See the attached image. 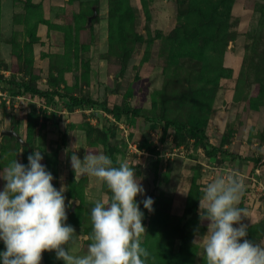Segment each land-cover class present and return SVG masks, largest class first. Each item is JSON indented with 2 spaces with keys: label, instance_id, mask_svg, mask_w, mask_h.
Wrapping results in <instances>:
<instances>
[{
  "label": "rangeland",
  "instance_id": "rangeland-1",
  "mask_svg": "<svg viewBox=\"0 0 264 264\" xmlns=\"http://www.w3.org/2000/svg\"><path fill=\"white\" fill-rule=\"evenodd\" d=\"M125 1L133 11L135 30L143 39L123 46L118 34L113 48L111 20L115 7L111 0H0V172L13 160L27 165L28 156L41 151V163L54 176V187L63 185L66 204L71 201L67 223L79 240L70 247L72 254L79 256L87 254L91 243V209L97 200H110L112 193L95 177L76 178L71 152L77 151L81 159L87 151L103 152L114 159V166H118L117 160L126 161L134 169L145 189L137 197L147 229L143 241L164 227L162 220H154L162 209L170 216L184 217L190 195L200 199L207 183L217 176L234 174L245 184L239 206L249 213L242 221L249 226L246 239L264 246V167L247 160H264V60L260 57L264 14L257 11L259 0H235L231 4L227 24L233 25L230 31L235 29L237 37L229 42L223 57L227 71L216 88L214 84L207 87L208 103L194 110L175 108L185 121L205 125L210 142L225 151L217 157L208 156L195 138L177 133L163 119L165 115L181 119L170 113L168 98L188 87H201L199 78L205 75L197 71L191 74L185 67L188 65H182L186 48L177 56L170 52L166 36L181 24L177 4L174 0ZM190 47L196 57L203 44ZM25 48L27 55L21 59L15 50L23 52ZM6 79H33L44 89L91 97L110 108L129 106L156 119L115 115L102 107L97 109L99 116L90 107L69 106L68 97L48 101L15 93L3 82ZM101 124L110 132V151L106 150V130ZM10 128L31 144L28 156L27 147L15 137L1 136L3 129ZM146 165L155 172L152 212L142 203L150 191L142 171ZM5 184L0 178V191ZM197 210L199 213V204ZM152 223L154 232L150 233ZM207 223L200 220L205 230L194 234V239L206 233ZM175 243H179L178 238ZM5 250L0 240V252ZM41 264L65 262L57 259L55 252H44ZM193 264H206L202 246Z\"/></svg>",
  "mask_w": 264,
  "mask_h": 264
},
{
  "label": "clouds",
  "instance_id": "clouds-1",
  "mask_svg": "<svg viewBox=\"0 0 264 264\" xmlns=\"http://www.w3.org/2000/svg\"><path fill=\"white\" fill-rule=\"evenodd\" d=\"M76 152L70 155L76 178L95 177L112 193L110 200H97L91 209L87 254H72L70 245L74 247L79 237L67 223L71 201L66 204L63 185L54 187V176L36 150L28 156L27 165L13 160L0 172L6 181L0 191V240L6 248L0 252L3 264H41L44 252H55L65 264H147L154 259L142 246L147 229L137 197L145 189L134 169L126 161L117 160L114 166L103 152L87 151L83 159ZM201 191L199 216L201 222H208L207 231L192 243L203 247L206 264H264V246L246 239L249 226L242 221L249 213L239 206L245 191L243 179L224 174ZM142 203L149 212L154 210L152 197Z\"/></svg>",
  "mask_w": 264,
  "mask_h": 264
},
{
  "label": "trees",
  "instance_id": "trees-1",
  "mask_svg": "<svg viewBox=\"0 0 264 264\" xmlns=\"http://www.w3.org/2000/svg\"><path fill=\"white\" fill-rule=\"evenodd\" d=\"M178 6L180 13L181 24L166 36V41L170 46V52H174L177 56L181 49L186 48L187 51L182 65L189 69L193 74L195 71L205 74L199 80L203 82L201 87L197 85L188 87L180 92H176L174 97L169 99L170 113H175L178 117L172 115H165L163 117L166 126L173 127L177 133H185L192 138H195L196 143L201 146L205 153L210 157H217L225 152L221 147L213 145L207 133L204 124L198 122L185 121L186 117L183 113H176L175 108L180 110L184 106H188L189 110H194L197 106H204L208 103V85L214 84V88L218 86L221 77L224 76L227 69L223 66V57L229 42L237 37L236 30L228 25L227 21L231 15V4L235 0H174ZM112 15L114 19L111 20V43L115 48L114 36H120V41L123 46L126 44L131 45V42H138L143 39L134 27V14L127 1L125 0H111ZM257 11L264 14V0H259ZM130 20V21H129ZM127 21H129L127 23ZM234 26H236L234 24ZM1 38V31H0ZM202 43L203 47L196 57L192 56L191 44ZM84 45V44H82ZM256 44H254L255 46ZM28 48L23 49V52L15 50L19 58H25ZM23 54V55H22ZM125 58L126 53H122ZM261 60H264V49L261 52ZM31 65V64H30ZM183 67V66H182ZM193 76V75H191ZM3 82L11 88L15 93L28 94L37 96L44 100H55L56 97L65 99L68 97V103L71 107H90L99 116L98 107L115 115H127L135 118H146L148 120H155L156 118L150 117L147 114H142L138 110L132 109L129 106L115 105L110 108L102 103H98L91 97L69 95L58 90L49 88L44 89L38 86L33 79L27 80H3ZM173 94V93H172ZM261 96H264V86L261 89ZM167 99V100H168ZM171 99V100H170ZM190 115V114H189ZM187 120H189L187 118ZM106 136L105 147L110 151L108 145L109 131L104 125H100ZM28 148V147H27ZM25 148L26 155L28 156L29 149ZM30 153V152H29ZM110 158L114 159L110 156ZM246 159V158H245ZM247 160L254 161L256 165L264 167V160L260 158H247ZM199 198L193 195L189 196L187 204V212L184 217L176 218L170 216L166 209H162L154 220L163 221V228L159 229L152 238H147L143 241L142 246L147 248L154 259H149L148 264H193L194 258L199 252V246L193 245L194 234L198 232L203 233L205 227L199 224L200 216L198 213ZM195 229H190V227ZM200 228V231L197 229ZM149 232H154L153 223ZM168 238V239H167ZM175 238H178L179 243H175ZM166 239L168 240L166 242Z\"/></svg>",
  "mask_w": 264,
  "mask_h": 264
},
{
  "label": "water",
  "instance_id": "water-1",
  "mask_svg": "<svg viewBox=\"0 0 264 264\" xmlns=\"http://www.w3.org/2000/svg\"><path fill=\"white\" fill-rule=\"evenodd\" d=\"M3 135L15 137L23 146L28 147L29 152L31 153V151H32L31 144L27 140H25L22 137V135L18 131H16L14 128L3 129L1 131V136H3ZM142 171H143V175H145L147 177L148 182L150 183V191H149V195H148V197H150V195L152 194V192L155 188V172L150 169L149 165L144 166Z\"/></svg>",
  "mask_w": 264,
  "mask_h": 264
}]
</instances>
